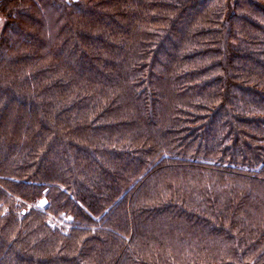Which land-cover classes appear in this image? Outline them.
<instances>
[{
    "label": "trees",
    "instance_id": "16d2710c",
    "mask_svg": "<svg viewBox=\"0 0 264 264\" xmlns=\"http://www.w3.org/2000/svg\"><path fill=\"white\" fill-rule=\"evenodd\" d=\"M0 19V264H264V0Z\"/></svg>",
    "mask_w": 264,
    "mask_h": 264
},
{
    "label": "water",
    "instance_id": "95a60500",
    "mask_svg": "<svg viewBox=\"0 0 264 264\" xmlns=\"http://www.w3.org/2000/svg\"><path fill=\"white\" fill-rule=\"evenodd\" d=\"M47 201L45 198L41 199L38 203L39 206L44 207L46 205Z\"/></svg>",
    "mask_w": 264,
    "mask_h": 264
},
{
    "label": "rangeland",
    "instance_id": "374dc122",
    "mask_svg": "<svg viewBox=\"0 0 264 264\" xmlns=\"http://www.w3.org/2000/svg\"><path fill=\"white\" fill-rule=\"evenodd\" d=\"M0 20H1V19H0ZM36 206H37V207H41V206H39L38 204H37ZM29 208H30V206H28L26 210H28ZM66 219H68V218H66Z\"/></svg>",
    "mask_w": 264,
    "mask_h": 264
}]
</instances>
